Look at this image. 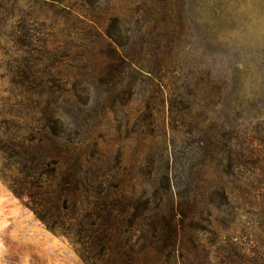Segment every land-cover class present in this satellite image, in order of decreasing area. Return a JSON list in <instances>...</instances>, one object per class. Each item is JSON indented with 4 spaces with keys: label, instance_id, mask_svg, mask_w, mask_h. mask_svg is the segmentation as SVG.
Returning <instances> with one entry per match:
<instances>
[{
    "label": "rangeland",
    "instance_id": "rangeland-1",
    "mask_svg": "<svg viewBox=\"0 0 264 264\" xmlns=\"http://www.w3.org/2000/svg\"><path fill=\"white\" fill-rule=\"evenodd\" d=\"M46 126L180 206L172 264H264V0H0V264H83L1 179Z\"/></svg>",
    "mask_w": 264,
    "mask_h": 264
},
{
    "label": "trees",
    "instance_id": "trees-1",
    "mask_svg": "<svg viewBox=\"0 0 264 264\" xmlns=\"http://www.w3.org/2000/svg\"><path fill=\"white\" fill-rule=\"evenodd\" d=\"M20 32L17 40L26 49L33 38ZM67 50L62 58L73 68ZM111 68L100 75L110 78ZM48 129L4 141L3 147H14L4 158L14 176H1L12 195L49 232L64 237L83 264H172L185 235L180 206L171 200L161 211L153 196L131 194L109 158L99 159L106 150L83 152L63 132Z\"/></svg>",
    "mask_w": 264,
    "mask_h": 264
}]
</instances>
